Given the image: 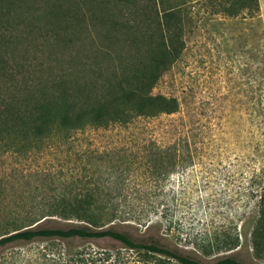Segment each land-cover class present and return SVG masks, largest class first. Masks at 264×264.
<instances>
[{
  "label": "trees",
  "instance_id": "16d2710c",
  "mask_svg": "<svg viewBox=\"0 0 264 264\" xmlns=\"http://www.w3.org/2000/svg\"><path fill=\"white\" fill-rule=\"evenodd\" d=\"M225 1L222 9L230 15L242 9H258L257 0ZM183 9L178 4L166 6L162 0H0V146L22 154L34 153L72 140V133L86 126L129 127L140 119L179 112L177 97L151 91L183 49ZM91 30L99 32L102 45L94 44ZM37 34L45 41L53 38L61 43L66 65L60 72L44 76L43 64L18 55L24 40ZM81 35L90 37L100 56L117 59L116 67L103 69L96 64L88 80L81 73L87 61L76 62L79 50L70 48ZM250 107L247 129L239 126L233 132L234 158L221 168L216 165L203 171L215 170L239 180L233 199L236 211L241 216L243 207H249L251 224L246 238L252 256L264 263V83L252 89ZM201 133L189 128L166 143L152 139L143 144L142 153L128 158L126 173L140 168L144 181L157 187L172 172L186 175L193 160L204 162L206 158L198 145ZM86 162L82 170H70V179L61 188L43 193L41 205L32 201L25 209L11 206L9 223L0 225V247L36 237L111 238L135 251L137 264H248L229 252L240 245L242 232L226 226L200 240L193 238L191 252L161 240L151 230L161 225L166 233L171 229L169 192L163 187L154 192L123 190L130 185L128 178L121 182L110 175L95 177L87 172ZM209 163L213 166L215 162ZM57 220L74 223L43 225ZM129 222L144 231L136 236L116 226ZM45 250L33 256L11 252L9 264L84 260L83 252H77V258L71 255L61 260L60 254ZM196 252L224 253L208 261ZM119 259L108 264H128Z\"/></svg>",
  "mask_w": 264,
  "mask_h": 264
},
{
  "label": "rangeland",
  "instance_id": "374dc122",
  "mask_svg": "<svg viewBox=\"0 0 264 264\" xmlns=\"http://www.w3.org/2000/svg\"><path fill=\"white\" fill-rule=\"evenodd\" d=\"M162 1L166 6L178 4L184 8L181 16L183 49L151 92L177 97L180 101L179 112L140 119L129 127L118 124L86 126L74 131L72 140L34 153L22 154L0 146V225L9 223L11 206L25 209L30 207L32 201L33 205H41V195L54 193L56 186L61 188L70 179V170H82L83 162L87 159V172L95 177L99 174L110 175L121 182L128 178L130 185L123 186V190L154 192L163 187L169 192V211L173 218L171 229L166 233L161 225L151 230L161 240L191 252L190 241L193 238L200 240L226 226L242 232L240 245L229 252L248 264H264L252 256L246 238L251 224L249 207H243L241 216L236 211L233 199L239 180L215 170L203 171L216 165L221 168L226 161L234 158L236 151L231 144L233 132L239 126L247 129L252 89L255 84L264 83V0H257L258 9L254 11L242 9L232 15L222 9L227 3L225 0ZM91 34L94 44L100 45L102 39L99 32L91 30ZM85 36L81 35L70 48L79 50L76 62L87 61L81 73L91 80L90 70L94 65L100 64L103 69L107 65L114 68L118 61L100 56L90 37ZM23 45L26 50H23ZM23 45L18 55L27 57L31 63L43 64L44 76L60 72L62 66L66 65L63 61L65 51L61 43L53 38L45 41L44 36L39 34L28 36ZM189 128L202 130L198 145L202 146L206 158L204 162L202 159L193 160L186 168V175L172 172L164 184L157 187L152 182L144 181L142 170L136 167L135 162L133 166L136 168L126 173L128 158L132 154L142 153L143 144L154 138L159 143L172 141L174 136L183 134ZM80 154L82 157H78ZM210 161L215 162L213 166ZM73 223L57 220L45 221L43 225L64 227ZM116 226L136 236L144 231L143 227L131 222L117 223ZM44 250L60 254L61 260L71 255L77 258V252L84 253L83 261L72 263L70 260L64 264H108L116 257L128 264L138 262L135 251L111 238L36 237L0 247V264H9L11 252L33 256ZM223 253L202 255L196 252V255L209 261Z\"/></svg>",
  "mask_w": 264,
  "mask_h": 264
}]
</instances>
